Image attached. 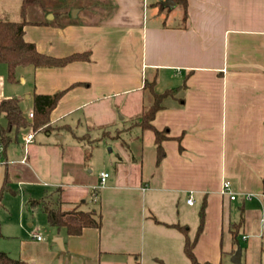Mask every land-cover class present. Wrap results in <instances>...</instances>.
Wrapping results in <instances>:
<instances>
[{
    "label": "crops",
    "instance_id": "crops-1",
    "mask_svg": "<svg viewBox=\"0 0 264 264\" xmlns=\"http://www.w3.org/2000/svg\"><path fill=\"white\" fill-rule=\"evenodd\" d=\"M154 1L159 17L149 22L79 21L78 10L75 19L59 23L55 17L25 27V40L40 53H88L89 60L62 68L21 66L14 83L0 64V103L17 98L28 117L35 94L65 91L51 114L50 131L36 132L25 145L21 136L28 129L14 146L3 148L0 253L10 264H191L186 237L197 238L200 263H231L234 225L240 233L254 218L257 232L244 240L263 238L264 0H187V19L181 9L178 22L170 21L175 6L160 8L169 0ZM165 94L152 122L168 137L157 164L155 134L137 122L155 96ZM120 114L130 128H117ZM113 128V139L129 152L119 153L118 163L104 158L90 167L92 150L85 144L99 139L90 133L110 137ZM39 132L46 134L40 143ZM127 162L133 172L125 170ZM102 173L109 174L103 185ZM225 182L235 200L222 193ZM15 187L24 189L19 201L4 196L8 190L16 195ZM58 199L65 211L97 207L101 228L69 236L50 227L41 202ZM253 201L262 207L259 215ZM55 238L62 239V248Z\"/></svg>",
    "mask_w": 264,
    "mask_h": 264
},
{
    "label": "trees",
    "instance_id": "trees-1",
    "mask_svg": "<svg viewBox=\"0 0 264 264\" xmlns=\"http://www.w3.org/2000/svg\"><path fill=\"white\" fill-rule=\"evenodd\" d=\"M175 6L180 7L184 13V20L187 19V0H172ZM43 6L41 0H22L20 6L19 21L0 20V64H5L8 68V81L14 83L15 72L21 66H33L35 68H62L76 61L89 60V54H76L65 58H55L42 54L38 51L35 44L27 42L24 38L25 27L29 24L26 20L30 8ZM162 10L166 9L160 5ZM169 9V8H168ZM54 22V21H53ZM53 22H47L52 24ZM38 25V23H37ZM154 86L153 83L148 87ZM65 91L58 92L54 95L35 94L32 102L33 119L24 114L22 102L17 98L5 99L0 103V146L6 149L12 143L20 139L22 133L31 129L34 133L45 129L50 131L51 114L57 107L59 101L64 96ZM167 95L155 96V102L152 106L144 109L142 116L139 118L137 125L144 130H151L155 134L157 146V164H160L165 157V151L162 143L166 140V131L156 130L152 122L156 113L161 109V101ZM90 154V153H89ZM42 207L47 216L50 227L58 230L64 229L69 236H79L84 229L97 228L102 226V214L98 209L85 211L76 207L71 211L62 209L61 201L47 200ZM37 204H40L37 203ZM200 227L197 237L201 234L204 222V207L200 213ZM238 227L234 225L233 239L235 245L238 241ZM1 234V233H0ZM196 240H190L186 237L184 251L191 264H211L200 263L194 255V246ZM12 259L5 253H0V264H10ZM163 264V263H160ZM220 264H232L222 262Z\"/></svg>",
    "mask_w": 264,
    "mask_h": 264
},
{
    "label": "rangeland",
    "instance_id": "rangeland-1",
    "mask_svg": "<svg viewBox=\"0 0 264 264\" xmlns=\"http://www.w3.org/2000/svg\"><path fill=\"white\" fill-rule=\"evenodd\" d=\"M43 6H35L29 9L27 13L26 20L30 22L29 25H37L38 22L41 21H50L54 20L56 17L57 22H62L64 17H68L69 19H75L74 14L81 10V14L78 17L79 21H83L84 19L89 20L91 22H131L137 20L140 17H144L148 22L155 20V18L159 17L158 10L151 6L155 1L154 0H41ZM22 0H0V20L5 21H18L20 6ZM182 11L180 7L175 6L172 9V16L170 21L178 22L179 16ZM46 14V15H45ZM62 18V19H61ZM150 92H147L144 96L143 104L148 106L151 103V95ZM125 115H119L118 120L116 121L117 128L124 130L128 129L131 126V122L128 119H124ZM33 119V118H30ZM116 128H113L112 134L110 137H102L100 133L97 131H92L93 138L99 139L95 140V142L85 144L86 150L92 152L91 162L89 166L91 167H99L102 163V159L108 158L118 163L117 156L119 153L129 152L127 150L126 145L123 143H119L116 139H113L116 136ZM115 131V132H114ZM134 131H139V128H136ZM79 132H83L82 129ZM46 134L43 132L37 133V142L40 143L42 139H45ZM87 142V141H86ZM14 146V144L10 145ZM64 146H67L66 144ZM0 152H3V147L0 146ZM112 152V153H111ZM131 157V153H130ZM131 161V158L128 159ZM130 162L126 164L125 170L132 171L133 167L129 166ZM132 164V163H131ZM2 167V164H0ZM90 169V168H89ZM109 171L114 173L116 170L115 167L110 166ZM50 186V187H49ZM48 190H51L52 185L49 184ZM25 188V187H24ZM22 189V190H21ZM17 192L16 195H12L10 191H5L4 196H9L14 201H19L21 198V193H24L23 187H15L13 188ZM254 206H251L255 210L254 212L259 215L261 212V205L256 201L251 202ZM251 203H247L246 210H250ZM94 205V204H93ZM97 209V207H92ZM255 216V215H254ZM252 217V216H251ZM249 216H245V219L248 220ZM254 219V218H253ZM251 218L248 221L247 226L242 227L240 233H238V241L239 244L236 245L238 249V245L242 248V261L241 264H264V231H262L263 238H256L254 236L249 237L247 240H244L245 234H256L255 232V224L251 225L253 222ZM236 221H239V218L236 217ZM251 225V226H250ZM250 226V229H249ZM249 229V230H248ZM264 230V229H263ZM250 231V233H249ZM226 232V239H227ZM225 239V240H226ZM227 243V241L225 242ZM237 251V250H236Z\"/></svg>",
    "mask_w": 264,
    "mask_h": 264
},
{
    "label": "built area",
    "instance_id": "built-area-1",
    "mask_svg": "<svg viewBox=\"0 0 264 264\" xmlns=\"http://www.w3.org/2000/svg\"><path fill=\"white\" fill-rule=\"evenodd\" d=\"M34 117V114L33 112H30L29 113V118H33ZM34 137H35V133L31 130L29 133L21 136V141L25 143V145H28L30 143H33L34 142ZM0 164H5V160H4V157H3V154L0 152ZM109 178V174L108 173H102L101 174V184L103 185L106 180ZM231 184L230 182H225L223 184V189H222V193L224 195H229L231 200H235L236 199V196L234 194H232L231 192ZM188 203L190 205H193L194 204V200L193 198H190L188 200ZM38 240H42V237H38Z\"/></svg>",
    "mask_w": 264,
    "mask_h": 264
},
{
    "label": "water",
    "instance_id": "water-1",
    "mask_svg": "<svg viewBox=\"0 0 264 264\" xmlns=\"http://www.w3.org/2000/svg\"><path fill=\"white\" fill-rule=\"evenodd\" d=\"M175 6V4L173 3L172 0H169L166 4L165 7H169V8H173ZM53 242L55 243V245H57L58 247L62 248L63 247V242L61 238H55L53 240ZM241 257H242V248L238 245V249L235 253V255L233 256V258L231 259V263L232 264H240L241 263Z\"/></svg>",
    "mask_w": 264,
    "mask_h": 264
}]
</instances>
